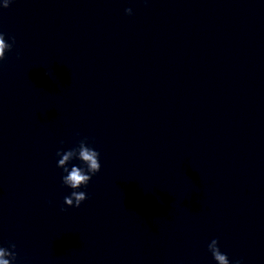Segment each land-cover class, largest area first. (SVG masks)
<instances>
[{
    "label": "clouds",
    "instance_id": "9594fccd",
    "mask_svg": "<svg viewBox=\"0 0 264 264\" xmlns=\"http://www.w3.org/2000/svg\"><path fill=\"white\" fill-rule=\"evenodd\" d=\"M12 2L13 0H4L2 7L8 8ZM125 13L132 15V9H125ZM11 39L12 43L6 42L4 33L0 32V61L5 59L6 51H11L13 47L15 38L12 37ZM61 144H63V141H61ZM56 155L60 157L57 161V167L63 169V172L66 173V175L62 176V183L72 189L71 194L64 197V204L68 207L79 208L88 199V194L79 189L82 187L86 188L92 180V177L101 170L100 153L88 145L87 137H85L79 141L77 147L67 151L58 150ZM73 159L81 161L84 167L73 165L69 169L68 164ZM61 211H66V209L61 208ZM10 247L14 250L16 245L11 244ZM208 250L211 252L217 264H232L228 256L220 251L217 239H213L209 243ZM15 259V251H9L4 247H0V264H12ZM235 264H242V261L238 259L235 261Z\"/></svg>",
    "mask_w": 264,
    "mask_h": 264
}]
</instances>
